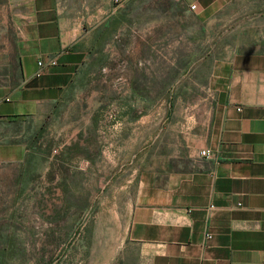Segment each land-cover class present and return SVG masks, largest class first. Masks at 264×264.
Wrapping results in <instances>:
<instances>
[{"label":"crops","instance_id":"1","mask_svg":"<svg viewBox=\"0 0 264 264\" xmlns=\"http://www.w3.org/2000/svg\"><path fill=\"white\" fill-rule=\"evenodd\" d=\"M183 1L205 11L227 0ZM135 3L0 0V188L11 196L39 119L95 75L109 46L135 52ZM207 85L190 152H154L140 174L126 234L140 264H264V52L234 55Z\"/></svg>","mask_w":264,"mask_h":264},{"label":"rangeland","instance_id":"2","mask_svg":"<svg viewBox=\"0 0 264 264\" xmlns=\"http://www.w3.org/2000/svg\"><path fill=\"white\" fill-rule=\"evenodd\" d=\"M135 25L134 53L126 41L109 46L95 75L34 125L33 142L51 164L33 189L11 196L0 188L7 264H140L126 234L151 154L190 152L187 132L205 121L213 71L236 54L264 52V0L205 11L183 0H136Z\"/></svg>","mask_w":264,"mask_h":264},{"label":"trees","instance_id":"3","mask_svg":"<svg viewBox=\"0 0 264 264\" xmlns=\"http://www.w3.org/2000/svg\"><path fill=\"white\" fill-rule=\"evenodd\" d=\"M77 147V144L67 146L65 150L61 152L62 157H65L64 154L67 151ZM48 153V150H45V152L41 151V145L39 143L35 141L31 143L29 147V152L27 153L25 158L23 169L20 173L19 183L21 185L17 194L18 196L25 193L29 188L33 189V183L39 177L41 169L45 168V166L49 162ZM68 161L69 159L67 158L65 160H61V163L59 164V169L65 170V163H68ZM49 164H51V162H49ZM48 178H53L52 167L48 169ZM63 179L67 181L66 176H63ZM11 244L9 242V245ZM6 250H8V247H5V250L0 253V264H7L8 262Z\"/></svg>","mask_w":264,"mask_h":264},{"label":"built area","instance_id":"4","mask_svg":"<svg viewBox=\"0 0 264 264\" xmlns=\"http://www.w3.org/2000/svg\"><path fill=\"white\" fill-rule=\"evenodd\" d=\"M196 7H197V4H195V3L190 4L191 9H195ZM56 63H57V61L55 58H51L47 63H44L43 61H39L38 62L39 70L37 71V74L40 75L41 73L44 72V70L47 66L55 65ZM202 153L204 155H209L211 152L209 149H207V150H202ZM208 237H210V235H208Z\"/></svg>","mask_w":264,"mask_h":264}]
</instances>
